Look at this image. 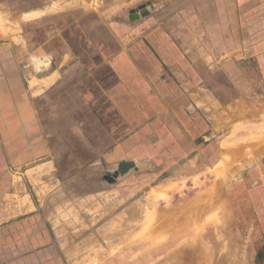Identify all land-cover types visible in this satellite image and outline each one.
Returning <instances> with one entry per match:
<instances>
[{"label":"crops","instance_id":"obj_1","mask_svg":"<svg viewBox=\"0 0 264 264\" xmlns=\"http://www.w3.org/2000/svg\"><path fill=\"white\" fill-rule=\"evenodd\" d=\"M51 8L16 16L28 66L38 68L23 94L35 121L22 162L39 177L51 169L93 182L106 173L131 190L196 173L210 180L203 190L214 186L264 225V143L226 144L238 124L264 121V0ZM32 11L40 15L24 17ZM3 87L5 109H13L12 76ZM0 162L13 168V153H0ZM29 211L26 191L0 192V264H62L53 231Z\"/></svg>","mask_w":264,"mask_h":264},{"label":"rangeland","instance_id":"obj_2","mask_svg":"<svg viewBox=\"0 0 264 264\" xmlns=\"http://www.w3.org/2000/svg\"><path fill=\"white\" fill-rule=\"evenodd\" d=\"M78 1L95 5L98 0H0V153L14 155L13 168L0 162V192L13 191L15 197L23 190L29 194V214L48 223L62 264H264V225L259 215L245 217L244 211L231 207L229 195L218 194L213 186L203 190L210 180L196 173L158 189L131 190L106 173L93 182L86 174L57 178L51 169L39 177L22 162L30 148L29 123L35 121L23 94L28 71L36 73L38 68L28 66L31 55L23 49L16 16L44 5L54 10ZM6 76L13 78L9 88L13 109H5L1 96ZM256 126L238 124L234 127L238 135L230 136L234 139L226 144L264 143V121ZM223 160L224 171L229 156ZM218 179L229 180L224 175ZM190 203L196 208L182 209Z\"/></svg>","mask_w":264,"mask_h":264},{"label":"bare ground","instance_id":"obj_3","mask_svg":"<svg viewBox=\"0 0 264 264\" xmlns=\"http://www.w3.org/2000/svg\"><path fill=\"white\" fill-rule=\"evenodd\" d=\"M32 12H33V11H32ZM28 14H29V13H28ZM28 14H26V16H24V17H25V18H28V17H31V16H38V15H40V12H37V11H36V12L31 13L30 15H28ZM210 187H211V186H210ZM213 187H214V186H213ZM208 190H209V189H208ZM208 190H207V193L210 192V190H209V191H208ZM212 191H213V190H212ZM215 194H216V192H215ZM200 204H203V203H200ZM193 206H194V203L186 204L185 206L182 207V209H183V208H186L187 210H188V209L190 210V209L196 208V207H193ZM204 207H205V206H204ZM175 212H176V211H174L173 213H175ZM173 213H172V214H173ZM175 214H176V213H175Z\"/></svg>","mask_w":264,"mask_h":264}]
</instances>
